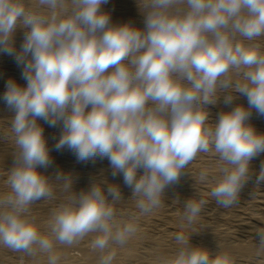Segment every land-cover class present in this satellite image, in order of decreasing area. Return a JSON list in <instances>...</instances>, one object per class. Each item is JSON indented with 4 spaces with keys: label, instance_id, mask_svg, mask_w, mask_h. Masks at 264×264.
<instances>
[{
    "label": "clouds",
    "instance_id": "obj_1",
    "mask_svg": "<svg viewBox=\"0 0 264 264\" xmlns=\"http://www.w3.org/2000/svg\"><path fill=\"white\" fill-rule=\"evenodd\" d=\"M109 2L0 0V55L25 81L8 78L0 95L11 113L0 140L14 144L0 191V247L25 264H61L58 247L89 236L98 264H114L137 217L159 208L200 154L220 162L209 196L221 207L236 204L253 175L264 183V160L258 173L251 167L264 154V132L251 123L253 113L264 117V0H136L142 27L113 22ZM241 97L246 105L235 103ZM221 102L230 107L213 122L210 106ZM44 124L60 129L53 148ZM53 150L80 163L107 160L136 212L122 216L121 187L107 178L76 192L71 173L41 171ZM208 179L202 170L199 181ZM58 193L41 226L33 206ZM183 203L191 226L207 200ZM255 239L264 255V229ZM174 240L167 264H232L227 252L194 245L183 232Z\"/></svg>",
    "mask_w": 264,
    "mask_h": 264
},
{
    "label": "rangeland",
    "instance_id": "obj_2",
    "mask_svg": "<svg viewBox=\"0 0 264 264\" xmlns=\"http://www.w3.org/2000/svg\"><path fill=\"white\" fill-rule=\"evenodd\" d=\"M135 2L136 0H129V1L128 0H124V1L110 0L109 4L105 6V9L111 12L113 22L115 23H123V22L130 21L133 24L142 27L143 17L141 16L138 8H136L137 5L135 4ZM120 13L122 15H120ZM121 17L123 18L121 19ZM21 39L22 37H21L20 32H17V35H16L17 47H19ZM0 72H2L0 73V75H1V78H3L1 82L2 85L0 87V95H2L5 90L4 85H5V81L8 78H13L20 84H24L25 82L24 80L20 79L21 78L20 69L17 68L16 65L12 62V59L6 55H0ZM241 98L235 101V103H243L246 105L247 104L246 99L243 97ZM0 103H3V102H0ZM216 107H217L216 105L210 106V119L213 122H215L217 118V113L219 111L224 110V109L226 111L228 110V107L230 106L223 108V109H218V108L216 109ZM9 113H10L9 111L3 114L0 113V126H1L0 134L8 133L9 128L7 126L8 125L7 118H9L11 115V113L10 115ZM4 114L7 115L8 117L5 116ZM41 123H43V121H41ZM251 123L256 127L258 131L264 132V117L257 116L255 113H253ZM46 125L47 124H44V134L46 138L51 139V141L48 140V143H49V147L53 148L55 144L54 141H56V139L59 137L60 129L58 127L52 128ZM57 134L58 136H55ZM10 140L11 139L0 140V149L4 147L6 148L7 144H5V142L6 143L10 142L9 144L11 146L13 142L12 140L11 141ZM9 144L7 145L8 147H9ZM54 151L55 150H53L52 152ZM66 156L68 157L69 154H67ZM66 156H64V158H62L61 161L57 162V167L66 166L69 169L71 168L70 170L72 171H74L75 169L77 172H80L82 175V179L85 180L86 185H87V187L83 188V190L88 189L92 180L103 178L104 175L102 176V174H105V173H106L105 176L107 177H104V178H107L108 181L111 183L114 182L115 179L117 180L121 178V176L112 177L110 173L111 169L108 165L107 160L101 161L97 159L95 163L92 161L91 162L89 161L87 163H80V162H77L73 154L72 156L70 154L71 157H68L70 160L67 159V161H66V158H67ZM260 156L251 162V167L254 173H258L260 169L261 161L264 160V154ZM197 163L199 165H197ZM60 164H62V166ZM63 164H65V166ZM70 165L72 166L70 167ZM105 166H106V169H105ZM219 166H220V162L218 161V159H216L212 155H208V154L198 155V157L189 165L187 169V171L190 174H185L186 176L184 175L181 178L179 184L175 185L171 191H169V189L165 191L164 202L162 203V205L159 208L155 209L150 214L137 217L136 219V223L138 225L137 232L139 233L140 238L139 240H137V243L135 245L136 254L133 257H130L127 259L126 258L124 259L122 257L118 258V261L121 262L119 264H167V261L174 255V252L176 250V244H175L174 237L177 232H183L185 235L191 236V242L194 245L204 247L210 252L215 253L217 251H220V247H221L220 245L223 246L224 243H226L225 245L228 246V245L237 243L238 240H239L238 243H244L245 240L247 241V238L249 236L247 233L250 230H252V228L264 229V183L256 184L255 175H253V178L249 180L246 183L245 187L242 189L238 202L227 208L221 207L217 205L215 200H213L208 195L211 187H213L215 184L216 177L218 175L217 170ZM192 167L193 168L195 167L194 168L195 170ZM5 169L6 171H4ZM203 169L209 170V172L207 171L209 175V179L207 182L202 183L199 181V173ZM108 170L110 172H108ZM0 171H4V172H0V174L3 173L0 175V182L1 181L3 182V180H5V183L4 182L3 183L6 184L7 168L1 165ZM4 173L6 176L4 175ZM194 177H195V180H194ZM2 182L0 183V185H2ZM206 186L208 188H206ZM1 189L2 191L6 190L4 185L3 187L2 186L0 187V190ZM126 189L128 188L125 187V189L121 190L123 193V197L126 200L120 203L119 205H117L118 210L122 211L120 213H124L125 218L129 217L130 214L136 212L133 202L130 201L131 202V205H130V202L127 201L131 193L129 189L127 191ZM75 190L76 192L82 191L81 189H75ZM177 196L179 197V200H180L179 202L175 201ZM58 197H60L58 199H62L61 195ZM189 198H193L197 200L205 199L207 200V203L203 206V209L201 213L199 214V216L197 217L196 221L191 226H186V221H184L182 218L183 212H184L183 201ZM58 199L55 201H40L38 202V204L33 206V213L38 212L40 216V219L38 221L40 222L41 226L46 225L49 219L50 211L54 207H56L57 203L59 202ZM249 227L250 229L248 230ZM244 230L247 233L244 232ZM84 240H83V243L85 242L84 245L81 241L80 243L73 245V246H59V247L63 248L67 255H73V256L75 255V257L77 256L78 258H80L83 254L81 250L82 245L83 246L86 245L85 246L86 249L90 248L88 251L91 250L90 252H93L90 247L91 239L85 238ZM157 246L160 247L161 250L163 249L162 250V252H164L163 256L158 255L159 253L157 251L158 250ZM228 254L231 257L232 264H264V255L258 256L257 252L250 253V254L248 253V255L246 253H238V252H230ZM13 255H14L13 252H11L10 250L0 247V262H5L8 259V260H12L14 264H24L25 263L21 260V258L19 257L16 258ZM160 257H162V259ZM163 257L166 259H164Z\"/></svg>",
    "mask_w": 264,
    "mask_h": 264
},
{
    "label": "bare ground",
    "instance_id": "obj_3",
    "mask_svg": "<svg viewBox=\"0 0 264 264\" xmlns=\"http://www.w3.org/2000/svg\"><path fill=\"white\" fill-rule=\"evenodd\" d=\"M121 1H124V0H121ZM129 1V0H128ZM132 2H134V1H132ZM134 4V3H133ZM135 4H136V2H135ZM130 5H132V4H130ZM134 6H136V5H134ZM132 8V7H131ZM137 8V7H136ZM112 9V8H111ZM131 10V9H130ZM116 14V13H115ZM118 14V13H117ZM120 15H122L121 13H120ZM124 15V14H123ZM117 16H119V15H117ZM116 16V17H117ZM125 16V15H124ZM123 17H121V19H122ZM120 19V18H119ZM116 20V19H115ZM117 21H119V20H117ZM124 21H125V19H124ZM19 32V31H18ZM4 57V56H3ZM10 60V59H9ZM17 70V69H16ZM0 73H2V72H0ZM7 75V74H6ZM5 76V75H4ZM21 79V78H20ZM2 80H3V78H1V75H0V87H1V82H2ZM25 83V82H24ZM242 99V98H241ZM217 107H216V109L218 108V109H223V108H226V106H224L223 105V103L221 102V103H219V104H217L216 105ZM225 110V109H224ZM216 111V110H215ZM8 112V110H7V108L5 107V105L3 104V103H0V113H7ZM5 115V114H4ZM9 115H10V113H9ZM5 116H7V115H5ZM4 116V117H5ZM8 117V116H7ZM8 119V118H7ZM8 121V120H7ZM3 123V122H2ZM8 124V123H7ZM2 125V124H1ZM8 126V125H7ZM47 126V125H46ZM1 127V126H0ZM50 129V128H49ZM60 131V130H59ZM1 132H2V130H1ZM47 133H49V132H47ZM52 135V134H51ZM55 136H58V134L57 135H55ZM56 138V137H55ZM48 139V138H47ZM58 139V138H57ZM9 140V139H8ZM49 141H51V139H48ZM11 141V140H10ZM54 141V140H53ZM54 142H56V141H54ZM10 143V142H9ZM8 142L6 143L5 142V144H9ZM6 145V148L4 147V148H1L0 149V166L2 165L3 167H6L7 168V171L12 167V164H13V156H12V152H13V150H14V145L12 144L11 146H10V144H9V147ZM5 146V145H4ZM67 154H69V156L68 157H71L72 156V153H70L69 151H62V152H57V151H54V152H51V156H52V158H53V164H52V166L51 167H49L48 169H41V171H45L46 172V174H48V175H53L54 174V171H56V170H63L64 172H66V173H71L72 174V176H73V178H74V184H73V188H74V191H76L75 189H81V190H83V188H85V187H87V185H86V182H85V180L84 179H82V175H81V173L80 172H77L75 169H74V171H72V170H70L68 167H66L65 166V164H63L65 167H57V162L58 161H61L62 160V158H64V156H66ZM70 154H71V156H70ZM206 155V154H205ZM262 155V154H261ZM67 157V156H66ZM66 158V161H67V159L68 160H70L69 158ZM261 157V156H260ZM209 158H211V157H209ZM208 160V159H207ZM64 161V160H63ZM102 161V160H101ZM104 161H106V160H104ZM206 161V160H205ZM204 161V162H205ZM69 162H71V161H69ZM68 162V163H69ZM91 162V161H90ZM99 162V161H98ZM203 162V161H202ZM60 163V162H59ZM95 163V162H94ZM61 166H62V164H60ZM90 165V164H89ZM106 165V164H105ZM109 165V164H108ZM195 165V164H194ZM197 165H199L198 163H197ZM203 165V164H202ZM68 166V165H67ZM72 165H70V167H71ZM88 166V165H87ZM95 166V165H94ZM107 166V165H106ZM106 166H105V169H106ZM104 168V167H103ZM193 168V167H192ZM195 168V167H194ZM193 168V169H194ZM200 168V167H199ZM98 170V169H97ZM110 170V169H109ZM108 170V172H110ZM195 170V169H194ZM204 170V169H203ZM4 171H6V169L4 170ZM4 171H0V172H4ZM96 171V170H95ZM100 171H101V169H100ZM103 171V170H102ZM106 171V170H105ZM190 171V170H189ZM192 171V170H191ZM208 172H209V170H207ZM86 172V171H85ZM107 172V171H106ZM210 172H211V170H210ZM214 172V171H213ZM96 173V172H95ZM102 173V172H101ZM101 173H100V175H101ZM111 173V172H110ZM1 174H3V173H1ZM0 174V175H1ZM8 173H6V175H7ZM92 174V173H91ZM106 174V173H105ZM105 174H102V176H103V178L104 177H107V176H105ZM190 174V173H189ZM192 174V173H191ZM4 175H5V173H4ZM5 175V176H6ZM3 176V175H2ZM75 176H76V178H75ZM109 176H111V175H109ZM186 176V175H185ZM190 176V175H189ZM194 176V175H193ZM80 177V178H79ZM118 177V176H117ZM3 178V177H2ZM109 178V177H108ZM120 178V177H119ZM191 178V177H190ZM189 178V179H190ZM196 179H197V177H196ZM3 180V179H2ZM110 180H112V179H110ZM114 180V179H113ZM194 180H195V177H194ZM2 182V181H1ZM0 182V183H1ZM3 182L5 183V180H3ZM2 182V185H0V187L2 186L3 187V185L5 186V188H6V184H4ZM112 183H117V184H119L120 185V187L122 188V189H125V185H124V183H123V178H122V176H121V178L120 179H115L114 180V182H112ZM208 186V185H207ZM206 186V188H208ZM174 187V186H173ZM173 187H170V188H168L169 189V191H171L172 190V188ZM121 189V190H122ZM204 189V188H203ZM128 189H126V191H127ZM205 190V189H204ZM208 190V189H207ZM0 191H2V189L0 190ZM125 191V192H126ZM167 191V190H166ZM209 191V190H208ZM124 192V193H125ZM256 193V192H255ZM59 194V193H58ZM57 194V195H58ZM123 194V193H122ZM204 194H206V193H204ZM209 195V194H208ZM261 195V194H260ZM259 195V196H260ZM58 196H60V195H58ZM58 198H60V197H58ZM59 200V199H58ZM126 200V199H125ZM130 202V201H129ZM122 203V202H121ZM124 204V203H123ZM130 205H131V202H130ZM134 205V204H133ZM132 205V206H133ZM129 206V205H128ZM263 206V205H262ZM123 208H125V207H123ZM125 210V209H124ZM262 211V210H261ZM120 212H122V211H120ZM37 218H38V220L40 219V216H39V214H38V212H35V213H33ZM121 214H123V216H124V213H121ZM247 229V228H246ZM250 229V227L248 228V230ZM257 230H259V229H254V228H252V230H250L248 233L244 230V232H246L249 236H248V238H249V240H248V238H247V241L245 242L244 241V243H238V241H237V243H235V244H232V245H228V246H226L225 244L226 243H224V245L222 246V245H220L219 247H220V251L221 252H227V253H230V252H238V253H246L247 255H248V253L250 254V253H254V252H257V242H256V239H255V233L257 232ZM245 234V233H244ZM86 238H89V239H92V237L91 236H89V237H86ZM139 238H140V235H139V233L138 232H136V234L128 241V243L125 245V246H123V247H116L115 248V253H116V257H115V260H114V264H119V263H121L120 261H118V258H120V257H122V258H130V257H133L135 254H136V243H137V240H139ZM85 241V240H84ZM243 241V240H242ZM241 241V242H242ZM86 242V241H85ZM84 242V243H85ZM82 243H83V241H82ZM84 243H83V245H84ZM88 244V243H87ZM222 244V243H221ZM82 245V244H81ZM82 245V256L80 257V258H78L77 256L75 257V255L73 256V255H67L66 254V252L64 251V249L63 248H61V247H58V251H59V254H60V256H61V264H98V259H99V257H98V254L97 253H95L94 251L93 252H90V251H88L89 249H86V245L85 246H83ZM227 248H226V247ZM157 251H158V255H160V256H163L164 255V252H162V250H161V248L160 247H158L157 246ZM14 255L13 256H15L16 258L17 257H19V258H21L20 257V254H18V253H13ZM161 259H162V257H160ZM164 258V257H163ZM164 259H166V258H164ZM132 260V259H131ZM0 264H14V262L12 261V260H8L7 259V261H5V262H0ZM25 264V263H24Z\"/></svg>",
    "mask_w": 264,
    "mask_h": 264
}]
</instances>
